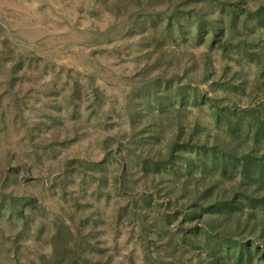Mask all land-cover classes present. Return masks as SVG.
Instances as JSON below:
<instances>
[{
    "label": "rangeland",
    "instance_id": "374dc122",
    "mask_svg": "<svg viewBox=\"0 0 264 264\" xmlns=\"http://www.w3.org/2000/svg\"><path fill=\"white\" fill-rule=\"evenodd\" d=\"M194 6L0 0V264H58L64 253L66 264L75 246L82 264H204L203 245L185 242L204 238L183 232L204 227L203 216L188 217L204 182L183 160L195 151L171 147L196 117L214 125L206 106H188L182 123L173 81L155 79L183 70L195 79L202 71L207 42L194 40ZM173 18L186 26L187 40L178 29L173 37L165 32ZM211 51L212 77L222 65L238 66ZM246 68L254 79V65ZM160 86L167 100L148 107ZM256 99L264 101V91ZM170 150V160L149 168V159Z\"/></svg>",
    "mask_w": 264,
    "mask_h": 264
},
{
    "label": "trees",
    "instance_id": "16d2710c",
    "mask_svg": "<svg viewBox=\"0 0 264 264\" xmlns=\"http://www.w3.org/2000/svg\"><path fill=\"white\" fill-rule=\"evenodd\" d=\"M188 1L195 4L192 9L194 40L207 42L206 49L199 56L202 71L195 74L198 76L195 79L186 70L174 72L169 77L165 74L155 77L173 81L169 85L177 91V113L183 119L182 123L185 122L182 111L188 106H206L214 125V130L203 126L196 117L189 126L191 129L186 133V139L176 140L171 147L172 151L178 145L190 152L195 151L185 155L183 160L188 171L198 172V179L204 182L200 196L193 200V207L188 211L190 219L203 216L204 227L200 229L194 225L183 231L185 237L193 234L200 242L203 238L204 241L199 245V242L193 243L186 238L185 242L196 249L203 245L208 257L204 264H230L232 261L236 264H264V101L256 99L257 93L264 91V81L260 78H264V0ZM176 10L179 12L175 14H185ZM177 29L181 38L187 40L186 26H181L179 19L173 18L164 26L168 35ZM213 47L223 58L234 59L238 66L231 70L228 63L222 65L221 74L212 77ZM248 65L256 68L254 79L248 78ZM204 83H208L209 88L205 89ZM161 90V86L153 89L155 102L148 107L160 108L162 96L167 100V94ZM49 100L54 103L55 99ZM57 105L59 109L60 105ZM52 120L57 119L52 116ZM172 151L165 158L149 159V168L156 169L170 160ZM226 179L236 182L227 188L223 185ZM241 233L251 234L254 240L250 244L244 242L239 237ZM69 250L67 246V254ZM70 252L73 256L67 255L70 261L66 264H82L75 259L77 252H80L78 255L84 254L82 248L75 246ZM65 256L66 253L61 255L58 264L67 260Z\"/></svg>",
    "mask_w": 264,
    "mask_h": 264
}]
</instances>
